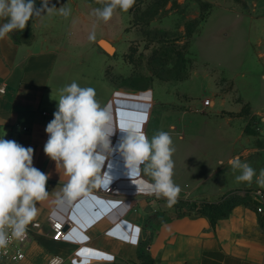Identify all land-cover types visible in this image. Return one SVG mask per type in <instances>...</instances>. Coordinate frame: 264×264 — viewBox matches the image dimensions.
I'll return each mask as SVG.
<instances>
[{
	"label": "crops",
	"instance_id": "crops-1",
	"mask_svg": "<svg viewBox=\"0 0 264 264\" xmlns=\"http://www.w3.org/2000/svg\"><path fill=\"white\" fill-rule=\"evenodd\" d=\"M175 1L187 5L184 0ZM250 1L251 4L249 0H190L189 9L182 13L177 7L174 9L172 0H169L164 6L168 11L164 16L178 13L181 16L179 23L174 29L169 24H160V19L154 24L165 32L182 33V15L185 17L189 13L191 19L202 16L191 35L190 51L194 35L214 11L222 18L231 13L236 18L255 16L264 19V0L260 4L256 0ZM38 21L32 20L33 38L28 43H15L9 33L0 39V88L5 90L0 93V134L11 136L26 148H33V166L49 176L46 183L49 196L37 203L39 211L28 225L30 232L24 246V258L16 264H48L52 257H60L62 264H138L141 241H148L145 252L152 264H264V210L257 212L256 203L249 195L253 190L264 191V188L257 185L256 177L251 184L236 186L231 185V177H214L228 160L235 157L242 162L250 161L249 165H253L257 176L264 169V146L247 148L244 127L246 119L253 113L243 116L242 108L226 111L229 113L225 116L238 117L242 122L234 139L240 145H232L223 153L214 146L200 147L193 132L187 131V134L177 130L175 125H169L172 130L169 134L175 137L172 179L181 189L177 202L217 203L223 197V205L228 206L224 215L212 220L193 211L188 214V211L182 212L187 205L168 207L165 198L138 192L133 183L150 178L141 173L140 177L131 180L116 152L103 154L100 184H90L71 203L57 204L56 193L68 177L44 154L43 147L48 140L46 125L56 111L58 89L72 82L95 89L97 101L111 111L110 127L116 129L110 137L114 148L124 136L121 128L139 126L150 140L154 129L150 132L147 127L155 107L164 113L170 108L172 111L175 108L186 111L188 108L170 106L154 99L152 94L153 85L177 84L180 79L175 82L153 81L147 89L132 85L118 87L108 82L104 87L101 82L62 80L68 69L56 66L57 57L65 52L64 46L54 40V36L60 33L54 34L51 21ZM5 22L0 18V24ZM150 23L154 25L152 21ZM134 38H137L136 34ZM98 50L110 56L99 46ZM210 101V106H214V100ZM242 102V107L249 103L247 99ZM218 114L223 115L221 111ZM220 161L224 162L223 165ZM109 187L110 193H104ZM154 213H158V223L151 224L149 218ZM56 221L65 224V238L60 241L51 238V225Z\"/></svg>",
	"mask_w": 264,
	"mask_h": 264
},
{
	"label": "rangeland",
	"instance_id": "rangeland-1",
	"mask_svg": "<svg viewBox=\"0 0 264 264\" xmlns=\"http://www.w3.org/2000/svg\"><path fill=\"white\" fill-rule=\"evenodd\" d=\"M168 1L135 0L127 12L117 9L111 19L104 22L95 16L94 10L103 7L107 0H49V6L70 8V15L64 17L54 13L33 16L21 38L27 43L33 38L31 29L33 19H39L40 23L51 21L54 34L60 33L54 36V40L65 49L63 56H58L56 60V66H66L68 69L63 74L64 81L101 82L103 86L108 82L118 87L132 85L147 89L153 81L175 82L180 79L177 84L164 82L153 85L154 99L170 106L188 108L186 111L176 108L172 111L170 108L164 113L162 109L155 107L147 127L150 128V132L153 128L154 134L158 131L171 132L169 125L173 124L177 130L187 134H189L187 131H191L197 135L195 141L200 147L214 146V149L223 153L232 145L235 147L240 145L239 142H234V139L242 122L238 117L232 119L225 116L229 113L226 111H239L242 108L243 116L253 113L246 119L244 127L247 148L253 146L262 148L264 19L255 16L236 18L231 13L222 18L214 11L202 23L200 31L194 35L193 48L188 51L191 35L197 29L202 16L191 19L189 13H186L185 17L182 15L181 23L185 35H182L184 32H165L154 24L156 19H160V24H169V27L174 29L181 18L178 13L164 16L168 12L164 8ZM256 1L258 4L262 2ZM184 2L187 5L172 0L174 9L177 7L182 13L187 12L190 0ZM248 3L251 4V1ZM35 6L39 8L41 0H35ZM151 21L154 25L150 23ZM93 32L95 39L89 40V35ZM134 34L137 38H134ZM167 39L169 43L165 45ZM175 39L178 44L173 42ZM99 40H105L112 45L114 51L110 56L98 50ZM129 43L135 50L133 57H127L130 54ZM166 46L171 49L168 60L162 57L160 61L149 62L153 49L159 50ZM125 53L127 54L123 58ZM205 99L214 100V106L205 107L203 105ZM246 99L249 103L242 107V101ZM220 111L223 115L218 114ZM171 138L174 144L175 137ZM240 143L243 144V141ZM250 163L249 161L248 164ZM238 174V171H234L226 163L214 177H231V185L235 186L249 184L237 182L235 176ZM176 205L179 206V203L176 202ZM188 210L190 207L184 206L182 212Z\"/></svg>",
	"mask_w": 264,
	"mask_h": 264
},
{
	"label": "clouds",
	"instance_id": "clouds-1",
	"mask_svg": "<svg viewBox=\"0 0 264 264\" xmlns=\"http://www.w3.org/2000/svg\"><path fill=\"white\" fill-rule=\"evenodd\" d=\"M134 3L135 0H107L94 14L107 22L115 10L127 12ZM54 13L68 17L71 9L49 6V0H41L39 8L35 0H0V18L6 20L0 24V39L13 30L23 31L33 16ZM94 39L93 32L89 40ZM55 101L56 111L45 128L48 140L43 152L68 177L56 193L57 204L71 203L90 184H100L103 154L109 152L119 154L131 180L141 173L150 178L133 183L138 192L163 197L168 207L177 202L181 189L172 179L175 149L168 132L158 131L149 140L139 126L121 128L124 136L114 148L110 137L116 129L110 127L111 111L97 101L94 88L72 82L58 89ZM33 153L31 147L0 138V248H6L12 238L25 236L27 226L38 215L37 203L49 196L46 191L49 176L33 166ZM223 163L220 161V165ZM228 165L239 172L235 176L237 182L251 184L256 177L257 185L264 188V169L257 176L256 170L239 157L228 160ZM51 264H62L61 258L54 257Z\"/></svg>",
	"mask_w": 264,
	"mask_h": 264
},
{
	"label": "trees",
	"instance_id": "trees-1",
	"mask_svg": "<svg viewBox=\"0 0 264 264\" xmlns=\"http://www.w3.org/2000/svg\"><path fill=\"white\" fill-rule=\"evenodd\" d=\"M28 29V26L26 25L25 29L23 31L21 30H13L12 32H10V36L12 41H14L15 43H27L25 42L22 38L21 35ZM179 40V39H178ZM177 40L175 39L173 42L175 43ZM165 45L167 43H169V40L167 39L166 42H164ZM178 44V43H176ZM129 53L127 55L128 56H132L134 55V51L131 46H129L128 48ZM178 51V50H177ZM175 51V52H177ZM181 51V50H180ZM171 49L164 47V48H160L159 50H155L153 49L151 52V56L149 57V62H156V61H160V59L163 57L165 59H169ZM127 54V53H126ZM126 54L123 55V58L126 56ZM130 57V58H132ZM167 59V60H168ZM224 198L222 197V199L220 201H218L217 203H205V202H201V203H189V202H182L179 201V205L180 204H185L187 206L190 207V210H188V214L191 213V211H193L194 213L198 214V215H204V216H208L210 217L212 220L216 219L222 215L225 214L227 207L225 208V205H223L224 203ZM176 205V203L174 204ZM177 206V205H176ZM158 213H154L150 216L149 220L150 223H155V221H157L158 223ZM156 223V224H157ZM148 244V241H141L139 244V249H138V258H139V263L138 264H152V261L148 258L147 254H146V246ZM113 264H125V263H113ZM135 264V263H134ZM137 264V263H136Z\"/></svg>",
	"mask_w": 264,
	"mask_h": 264
},
{
	"label": "built area",
	"instance_id": "built-area-1",
	"mask_svg": "<svg viewBox=\"0 0 264 264\" xmlns=\"http://www.w3.org/2000/svg\"><path fill=\"white\" fill-rule=\"evenodd\" d=\"M4 88H0V93H4ZM210 100L205 99L203 101V105L205 107L210 105ZM23 130H26V128H23ZM0 138H4L6 140H14L11 136L4 137L0 134ZM17 142V141H16ZM18 143V142H17ZM111 188H107L104 190V193L108 194L110 193ZM249 195L251 196L252 200L256 203V211L262 212L264 210V191L262 190H253L249 192ZM36 226V224H34ZM52 228V235L51 238L54 241H60L65 238V224L61 222H53L51 225ZM29 232H30V226H27L26 228V234L23 238L16 239L12 238L10 240V243L7 245L6 248H0V264H16L23 260L24 258V246L27 243L29 239ZM54 257L50 259L48 264H51V261ZM62 261V260H61Z\"/></svg>",
	"mask_w": 264,
	"mask_h": 264
},
{
	"label": "bare ground",
	"instance_id": "bare-ground-1",
	"mask_svg": "<svg viewBox=\"0 0 264 264\" xmlns=\"http://www.w3.org/2000/svg\"><path fill=\"white\" fill-rule=\"evenodd\" d=\"M100 45H102L105 49H107L110 53L114 51V48L111 44H109L107 41H99Z\"/></svg>",
	"mask_w": 264,
	"mask_h": 264
},
{
	"label": "water",
	"instance_id": "water-1",
	"mask_svg": "<svg viewBox=\"0 0 264 264\" xmlns=\"http://www.w3.org/2000/svg\"><path fill=\"white\" fill-rule=\"evenodd\" d=\"M99 41H105V40H99ZM99 41H98V46H99L100 48H102V50H104L107 54H110V52H109L107 49H105L102 45H100ZM108 43H109V42H108ZM109 44H110V43H109Z\"/></svg>",
	"mask_w": 264,
	"mask_h": 264
},
{
	"label": "snow or ice",
	"instance_id": "snow-or-ice-1",
	"mask_svg": "<svg viewBox=\"0 0 264 264\" xmlns=\"http://www.w3.org/2000/svg\"><path fill=\"white\" fill-rule=\"evenodd\" d=\"M133 242H135V241L133 240ZM109 259H110V257H109Z\"/></svg>",
	"mask_w": 264,
	"mask_h": 264
}]
</instances>
